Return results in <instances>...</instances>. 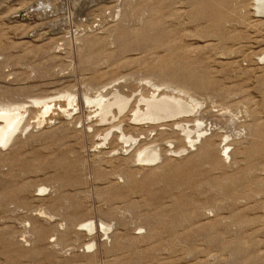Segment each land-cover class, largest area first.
<instances>
[{
    "label": "rangeland",
    "instance_id": "374dc122",
    "mask_svg": "<svg viewBox=\"0 0 264 264\" xmlns=\"http://www.w3.org/2000/svg\"><path fill=\"white\" fill-rule=\"evenodd\" d=\"M254 1L0 0V95L57 100L0 145V264H264V10ZM153 73L200 102L174 120L201 124L195 146L174 121L131 120ZM102 87H120L130 107L100 121L84 96ZM118 124L161 157L136 162L138 142L121 140Z\"/></svg>",
    "mask_w": 264,
    "mask_h": 264
},
{
    "label": "bare ground",
    "instance_id": "6f19581e",
    "mask_svg": "<svg viewBox=\"0 0 264 264\" xmlns=\"http://www.w3.org/2000/svg\"><path fill=\"white\" fill-rule=\"evenodd\" d=\"M254 2L256 3V11L262 12L264 10V0H255ZM143 80H145L146 83L151 86L152 91L144 92L141 90L138 95V99L136 97L138 103L135 104L132 110L130 108L132 111L131 120L134 122H138L139 124L140 122H149L150 124L154 125V129L156 130V126L158 127L161 123L170 120H178L180 122L185 120L187 122L188 120L185 119L186 115L190 114L195 109V107H197V105H200V102L194 99L190 94L189 87L183 84L174 83L167 76L163 77L161 74L153 73L144 77ZM119 88L120 87H116L115 89H105L102 87L98 94H96L94 97H90L89 95L84 96L86 103L94 104L95 112L99 116L100 121H106L109 115L114 117V110L122 113L130 107L129 104H131V97H128L129 95L127 96L125 93L121 92V88ZM63 96L64 101L67 104H72L73 101H77L76 94L73 92H66ZM190 99H193V103H190ZM55 101L57 100L53 97H38L32 100V104L36 105L33 106L27 105L28 103L26 104L16 100H11L7 96L2 97V95H0V145L4 146L8 144L10 141H12L14 135L18 131H23L26 128V121L30 112L34 111L36 108V112H41V117L52 110V107L56 105ZM196 121L199 120L196 119ZM186 122L185 124H182L179 122L175 123L174 121L172 123V127H170L171 131L173 133L176 131L177 135L181 137L180 139L184 140L185 143L189 144V146H195V143L201 139L204 131L201 128V124L199 122L194 126L192 125L193 127H191V125H187ZM173 125L178 129H174ZM122 126L123 125L120 124L115 126L118 131H120L118 133H120L121 140L130 143V145H134L136 142H138L136 145L137 148L135 147L136 150L133 155L136 162L148 163L149 165L161 157V151L159 148H157V146L151 144L153 145L152 147L149 145V147L146 146L145 148H141L139 143H143V139H140L129 132L125 133V130H123ZM159 128L160 127H158V129ZM195 128H197L196 132H194ZM179 133H182V135H179ZM108 134L109 131H107L105 134L104 140L107 138ZM173 135L175 136V134ZM184 150L185 148L180 149V151ZM224 152L226 155H228L227 150ZM84 227L88 230H92L94 228V224L92 222H87L84 223ZM102 229L107 232L109 226H104ZM90 246L91 245H89V247Z\"/></svg>",
    "mask_w": 264,
    "mask_h": 264
}]
</instances>
